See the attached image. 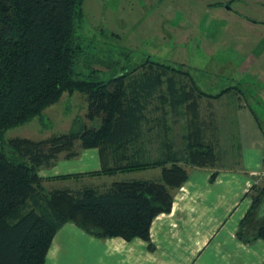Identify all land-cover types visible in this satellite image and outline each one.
I'll return each instance as SVG.
<instances>
[{"label":"trees","instance_id":"obj_1","mask_svg":"<svg viewBox=\"0 0 264 264\" xmlns=\"http://www.w3.org/2000/svg\"><path fill=\"white\" fill-rule=\"evenodd\" d=\"M82 1L0 0V264H42L64 223L95 238L137 237L151 250L150 222L169 211L174 190L186 179L185 164L203 166L211 158V145L201 142L195 129L180 134L181 145L174 146L166 117L174 123L185 116L189 96L184 79L198 97L218 99L231 89L203 93L187 71L149 57L121 66L106 80L96 78L93 68L80 75L74 65L82 50L74 31ZM74 91L84 95V116L98 120L96 126L74 119L63 133L2 139L5 130L38 115L63 92ZM75 141L79 149L97 150L99 170L39 176L60 153L64 159L75 157ZM153 168L158 175L152 178L97 185L77 181ZM43 180H76L78 185L47 188ZM246 195L250 203L235 236L241 242L264 241V179Z\"/></svg>","mask_w":264,"mask_h":264},{"label":"rangeland","instance_id":"obj_2","mask_svg":"<svg viewBox=\"0 0 264 264\" xmlns=\"http://www.w3.org/2000/svg\"><path fill=\"white\" fill-rule=\"evenodd\" d=\"M81 10L82 18L74 31L82 50L74 65L80 75L93 68L96 78L106 80L121 66L130 67L149 57L187 71L203 93L231 89L220 101H213L198 97L184 79L189 96L182 108L185 116L174 123L166 117L174 146L181 145L180 134L189 129H195L200 133L198 139L211 145V158L197 167L213 170L236 165L240 149L238 105L252 108L264 131V0H83ZM105 64L109 65L105 68ZM191 102L195 103L193 108ZM192 109L195 116L191 115ZM85 112L83 94L63 92L38 115L5 130L2 139L36 140L63 133L71 128L74 119L76 123L96 126L98 120H87ZM73 149L79 151L78 141ZM151 149L150 154L155 155L153 146ZM193 166L196 165L185 164L186 170ZM263 179L261 176L255 183ZM77 181L106 184L108 177ZM42 184L47 188L78 185L45 180Z\"/></svg>","mask_w":264,"mask_h":264},{"label":"crops","instance_id":"obj_3","mask_svg":"<svg viewBox=\"0 0 264 264\" xmlns=\"http://www.w3.org/2000/svg\"><path fill=\"white\" fill-rule=\"evenodd\" d=\"M222 98L224 95L213 101ZM236 118L237 146L240 147L236 165L213 170L197 166L188 168L186 179L173 192L169 211L155 215L150 222L151 250L146 241L137 237L128 241L120 237L95 238L72 223H64L53 235L42 264L264 263L263 240L241 242L235 236L238 222L250 203L246 193L256 179L264 176V131L247 105H238ZM99 167L95 148L79 149L75 157L64 159L60 156L38 174L45 178L95 171ZM211 173H214L212 180L209 179ZM157 175L158 169L153 168L98 178L108 177V184ZM65 181L76 180L58 182Z\"/></svg>","mask_w":264,"mask_h":264}]
</instances>
